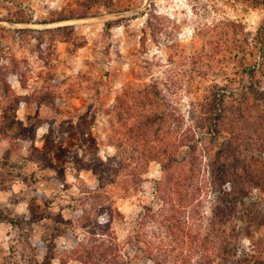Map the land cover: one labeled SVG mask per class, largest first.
<instances>
[{
  "label": "rangeland",
  "instance_id": "374dc122",
  "mask_svg": "<svg viewBox=\"0 0 264 264\" xmlns=\"http://www.w3.org/2000/svg\"><path fill=\"white\" fill-rule=\"evenodd\" d=\"M0 264H264V0H0Z\"/></svg>",
  "mask_w": 264,
  "mask_h": 264
},
{
  "label": "trees",
  "instance_id": "16d2710c",
  "mask_svg": "<svg viewBox=\"0 0 264 264\" xmlns=\"http://www.w3.org/2000/svg\"><path fill=\"white\" fill-rule=\"evenodd\" d=\"M10 221H13V219H10ZM65 232H62L61 230H58L57 231V236H61V235H63ZM51 237L52 236H50V235H47V236H45L44 238H43V243L44 244H48L49 243V241H50V239H51Z\"/></svg>",
  "mask_w": 264,
  "mask_h": 264
}]
</instances>
